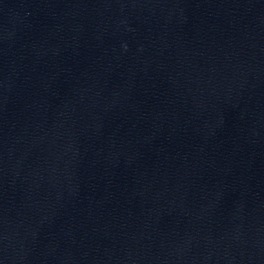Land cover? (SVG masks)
<instances>
[{"label":"water","instance_id":"95a60500","mask_svg":"<svg viewBox=\"0 0 264 264\" xmlns=\"http://www.w3.org/2000/svg\"><path fill=\"white\" fill-rule=\"evenodd\" d=\"M0 264H264V0H0Z\"/></svg>","mask_w":264,"mask_h":264}]
</instances>
